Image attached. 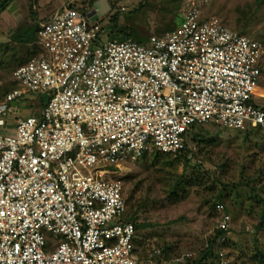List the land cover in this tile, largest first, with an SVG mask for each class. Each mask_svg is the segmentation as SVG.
<instances>
[{"label":"built area","instance_id":"obj_1","mask_svg":"<svg viewBox=\"0 0 264 264\" xmlns=\"http://www.w3.org/2000/svg\"><path fill=\"white\" fill-rule=\"evenodd\" d=\"M75 1L39 22L40 52L0 99V264H155L161 250L137 254L121 185L101 167L151 149L175 156L206 124L264 130L263 44L194 3L146 43L112 38L103 15ZM26 94L45 102L9 119ZM217 209L226 233L231 215Z\"/></svg>","mask_w":264,"mask_h":264},{"label":"rangeland","instance_id":"obj_2","mask_svg":"<svg viewBox=\"0 0 264 264\" xmlns=\"http://www.w3.org/2000/svg\"><path fill=\"white\" fill-rule=\"evenodd\" d=\"M93 1L85 2L91 6ZM107 1L110 10L100 21L110 26L112 38L121 35L146 43L151 35L163 34L175 26L194 3L206 16H216L233 31L260 41L264 50V0ZM62 2L9 0L0 15V99L15 87V68L30 59L37 47L31 37L24 41L23 33L32 32ZM121 6L124 11L119 10ZM261 71L254 102L264 107V51ZM45 97L26 94L16 100L14 111L20 113L11 112L8 118L36 113ZM198 132L197 140L186 144L188 163L155 156L154 150H149L142 158L120 163L119 167H101L113 174L128 198L124 220L151 225L136 233V251L144 259L162 248L163 254L155 258L159 264L180 263L198 255L216 229L220 216L216 204L222 202L231 215V227L224 235L229 238L226 251L238 261L247 260L257 250L264 251V227L260 226L264 206V130L206 124ZM218 251L225 256V250Z\"/></svg>","mask_w":264,"mask_h":264},{"label":"trees","instance_id":"obj_3","mask_svg":"<svg viewBox=\"0 0 264 264\" xmlns=\"http://www.w3.org/2000/svg\"><path fill=\"white\" fill-rule=\"evenodd\" d=\"M8 2H9V0H1L0 1V14H1V12H3L6 9V7L8 5ZM37 27H38V25L36 26V28L32 32L29 31V30H26L23 33V35H22L24 41L25 40H28L31 37L32 40L34 39V41L36 42L37 47H35L36 49L34 48L35 50L32 51V53H31V54H33V56H36L40 52V48H39V46L37 44V35H36ZM42 102L43 101H41V103ZM250 128H252V127H250ZM201 129H202V127L199 128V129L190 130L189 132L186 133V135L184 137V146H183V148L175 156H173L172 154H169V153L159 152V151H157L155 149H151V150H154L153 153L156 154L155 156H160V157L169 156V157H172L173 158V161H181V160H184L183 162L188 163V160L185 159V157H186L185 154H186V152H188L187 146H186L187 141H189V140H197V137L200 136V134H199L198 131L201 130ZM123 196L125 198L126 206H127V200H128V198L125 196L124 192H123ZM217 198L218 199L220 198V195L219 194L217 195ZM217 204H222L223 205L224 212L229 213V210L227 209L226 205L223 202L222 203H217ZM217 204H216V208H217ZM126 212H127V208H126ZM262 212L263 213L260 215V226L261 227H264V206H263ZM130 222H132V224L134 226V229H135V238H134V243H135L136 240H137L136 239L137 238L136 237L137 236L136 235L137 231L139 229H142V228H145V227H148V226H151V225H146V224L144 225V224H141V223L137 224L134 221H130ZM223 235H225V233L223 231H221L219 229H215L213 235L207 240L206 247L202 248L199 251L198 255H195L193 257H188V258L185 259L184 262L174 263V264H218L219 263V261H218L219 260L218 259V252L219 251L218 250H220V249L221 250L223 249V251L225 250L224 251L225 252V257L230 262H232L234 264H245V263H248V264H264V251L263 250H257V252L254 253V255L248 257L247 260L243 259L242 261L241 260L238 261V258L232 257L230 255V253H228L226 251V249H225L226 247H228L229 238L226 236V237H224V241H223V240H221V237ZM135 251H136V247H135ZM163 252H164V248H162L161 255L163 254ZM140 258L143 260V257H140ZM159 263L160 262H158V261L155 262V264H159Z\"/></svg>","mask_w":264,"mask_h":264},{"label":"water","instance_id":"obj_4","mask_svg":"<svg viewBox=\"0 0 264 264\" xmlns=\"http://www.w3.org/2000/svg\"><path fill=\"white\" fill-rule=\"evenodd\" d=\"M109 6L106 0H96L92 3V9L87 13L88 17H91L94 14L104 15L109 11Z\"/></svg>","mask_w":264,"mask_h":264},{"label":"crops","instance_id":"obj_5","mask_svg":"<svg viewBox=\"0 0 264 264\" xmlns=\"http://www.w3.org/2000/svg\"><path fill=\"white\" fill-rule=\"evenodd\" d=\"M62 1H64V0H62ZM86 0H77V1H75V6L76 7H87V6H89V5H87L86 4V2H85ZM2 13V12H1ZM1 15V14H0ZM0 19H1V17H0Z\"/></svg>","mask_w":264,"mask_h":264},{"label":"clouds","instance_id":"obj_6","mask_svg":"<svg viewBox=\"0 0 264 264\" xmlns=\"http://www.w3.org/2000/svg\"><path fill=\"white\" fill-rule=\"evenodd\" d=\"M94 1H96V0H94ZM94 1H93V2H94ZM106 2H107V4H108V1H107V0H106ZM108 6H109V4H108ZM83 8H85V10H89V11H90V10L92 9V5H91V6H87V7H83ZM109 8H110V6H109ZM109 10H110V9H109ZM89 11H88V12H89ZM106 13H107V12H106ZM173 27H174V26H173Z\"/></svg>","mask_w":264,"mask_h":264}]
</instances>
